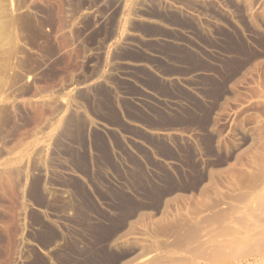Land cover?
Listing matches in <instances>:
<instances>
[{"label":"rangeland","instance_id":"obj_1","mask_svg":"<svg viewBox=\"0 0 264 264\" xmlns=\"http://www.w3.org/2000/svg\"><path fill=\"white\" fill-rule=\"evenodd\" d=\"M0 264H264V0H0Z\"/></svg>","mask_w":264,"mask_h":264},{"label":"trees","instance_id":"obj_2","mask_svg":"<svg viewBox=\"0 0 264 264\" xmlns=\"http://www.w3.org/2000/svg\"><path fill=\"white\" fill-rule=\"evenodd\" d=\"M171 46L170 45H161L159 46V49L160 51H167L166 49H170ZM157 50V49H156ZM158 51V50H157ZM136 51L130 53V55H133L134 57H137L136 55ZM182 56L184 57V52H182ZM145 76V81L150 84L151 86L153 87H156V88H164L166 87L165 85H163L161 83V81L158 79V77H156L155 75L151 74V73H147V74H144ZM105 108L107 110V112H111L112 115H113V118L115 120H118L119 118V121H120V115H119V112L115 109H113L111 103H107L105 104ZM131 113L133 114H138L139 116L136 117L137 120L139 121H143V122H146L147 124L151 125V126H155V125H159V124H162V122H166L168 121V119L164 116H157L152 114V113H142L140 112L138 109H135V110H131ZM180 119L183 120V116H180ZM80 158L84 160V157L80 155ZM106 235H107V232H102V231H99L97 232V237L99 238L98 240L99 241H103L105 238H106Z\"/></svg>","mask_w":264,"mask_h":264}]
</instances>
